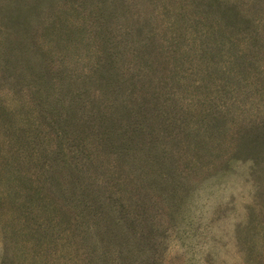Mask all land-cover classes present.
Wrapping results in <instances>:
<instances>
[{
    "label": "rangeland",
    "instance_id": "374dc122",
    "mask_svg": "<svg viewBox=\"0 0 264 264\" xmlns=\"http://www.w3.org/2000/svg\"><path fill=\"white\" fill-rule=\"evenodd\" d=\"M0 264H264V0H0Z\"/></svg>",
    "mask_w": 264,
    "mask_h": 264
},
{
    "label": "trees",
    "instance_id": "16d2710c",
    "mask_svg": "<svg viewBox=\"0 0 264 264\" xmlns=\"http://www.w3.org/2000/svg\"><path fill=\"white\" fill-rule=\"evenodd\" d=\"M132 110L134 111V109H132ZM137 113H138V111H137ZM132 114H133V112L132 111H129V115H132Z\"/></svg>",
    "mask_w": 264,
    "mask_h": 264
}]
</instances>
